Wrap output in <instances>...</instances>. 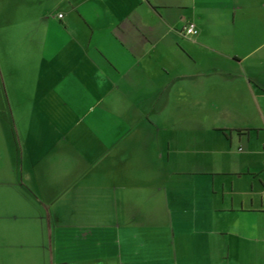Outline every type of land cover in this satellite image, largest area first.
Segmentation results:
<instances>
[{
  "label": "crops",
  "instance_id": "1",
  "mask_svg": "<svg viewBox=\"0 0 264 264\" xmlns=\"http://www.w3.org/2000/svg\"><path fill=\"white\" fill-rule=\"evenodd\" d=\"M20 3L9 120L56 116L0 192V264H264V0Z\"/></svg>",
  "mask_w": 264,
  "mask_h": 264
},
{
  "label": "rangeland",
  "instance_id": "2",
  "mask_svg": "<svg viewBox=\"0 0 264 264\" xmlns=\"http://www.w3.org/2000/svg\"><path fill=\"white\" fill-rule=\"evenodd\" d=\"M21 10L20 0H0V192L4 193L7 188V181L13 180V173L19 172L22 168V153L24 157L26 152L24 144L21 141H36L37 128L39 132L44 133L47 140L39 147L40 150L48 151L52 144L48 141L52 136V125L55 118L51 104L48 106V100H42L41 108L36 109L34 114H19L15 111L10 118V99L7 98L11 88L6 80L12 79L14 82L13 93L17 92V102L26 106L27 97H21V85L23 84V74L21 70L31 69L33 75L36 73L34 67L24 66V63L37 60V52L29 50L26 47L29 43L27 39V27H30L32 19L26 17ZM35 24V23H34ZM35 43V42H33ZM35 48V46H34ZM24 62V63H23ZM32 63L30 62V65ZM28 72V71H27ZM24 76V77H26ZM28 77V76H27ZM10 81V80H9ZM16 90V92H15ZM15 98V97H14ZM46 111V113H45ZM59 115H57L58 117ZM29 122V123H28ZM31 125V126H30ZM41 135V134H40ZM25 160V158H24ZM24 168H28L27 162L24 161ZM44 168V167H43ZM17 179V178H16ZM10 186V184L8 185ZM3 195V194H2ZM6 201L0 197V214H4ZM4 216H0V223L5 221Z\"/></svg>",
  "mask_w": 264,
  "mask_h": 264
},
{
  "label": "built area",
  "instance_id": "3",
  "mask_svg": "<svg viewBox=\"0 0 264 264\" xmlns=\"http://www.w3.org/2000/svg\"><path fill=\"white\" fill-rule=\"evenodd\" d=\"M63 16V14H58V17L61 18ZM197 28L196 25L194 23H189L186 27H185V33L186 35L189 36H194L197 34Z\"/></svg>",
  "mask_w": 264,
  "mask_h": 264
}]
</instances>
